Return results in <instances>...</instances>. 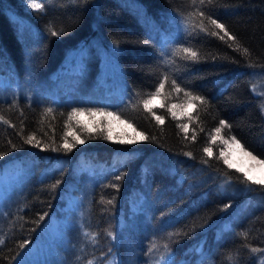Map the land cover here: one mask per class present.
<instances>
[{"label":"trees","instance_id":"trees-1","mask_svg":"<svg viewBox=\"0 0 264 264\" xmlns=\"http://www.w3.org/2000/svg\"><path fill=\"white\" fill-rule=\"evenodd\" d=\"M35 2L42 3V11L27 0H0V116L9 122L0 121V152L5 153L0 169L21 165L18 187L0 210V264L17 262L37 239L41 224L59 215L69 192L81 202L82 213V236L78 230L75 235V225L67 232L66 253L73 252V264L102 258L109 249L120 264H152L169 252L180 264H227V255L237 251L239 264H259L264 252L253 254L245 245L264 249V186L251 184L252 191H240L244 172L229 168L221 152L225 138L234 136L264 160V0L206 3L204 10L229 33L224 39L198 28L189 35L184 17L192 11L190 0ZM50 26L62 28V34L51 35ZM205 26L223 36L207 21ZM83 43L84 54L63 61ZM97 44L113 50L116 85H107L101 71L99 76ZM181 46L197 51L199 59L174 57ZM165 73L169 80L162 95L150 101L152 112L142 104L133 108L155 91ZM171 78L207 104L173 91ZM101 107L121 114L120 120L109 118L113 136L134 135L135 128L149 139L138 135L135 144L118 143L99 138L98 131L91 139L81 126L95 128L93 121H107L87 111L67 122L73 108ZM47 108L53 113L45 115ZM220 120L230 127L216 133ZM65 133L71 142L74 135L86 142L68 153L45 148L53 139L58 147ZM32 134L40 148L24 143ZM226 217L228 226L218 228ZM242 232L249 233L247 239Z\"/></svg>","mask_w":264,"mask_h":264},{"label":"snow or ice","instance_id":"snow-or-ice-1","mask_svg":"<svg viewBox=\"0 0 264 264\" xmlns=\"http://www.w3.org/2000/svg\"><path fill=\"white\" fill-rule=\"evenodd\" d=\"M27 2H28L29 7H31L32 9L41 10V11L43 10L42 3H40V2H35V0H27ZM206 3L208 5H211L213 3V0H190V7L192 8V11H189L187 13V15L184 17V24H185L186 29L188 30L189 35H191L198 28L199 31L208 33L210 35L219 36L220 39H224L225 37H228L229 33L225 29V25L222 23H219L217 19L213 18V14L207 13L204 10ZM197 18H199L198 22H197ZM205 21H207L208 25L214 26L215 29H219L221 32H223V36H220V33L217 31H214V30L209 33L208 27L205 26ZM49 30L51 32V35H53V36H58V35L62 34V31H63L62 28L60 30H56L52 26H50ZM229 38L233 39V40L235 39L234 37H229ZM145 43H147V41ZM237 50H241L239 45H237ZM242 51L245 55L249 54L247 48L242 49ZM173 56L174 57H180L181 59L192 60V61H196L199 59L197 51L193 50L191 47H183V46L177 48L175 50V52L173 53ZM172 62H174V61H172ZM249 66L251 67L252 65L250 64ZM168 80H169V75L167 73H165L163 75L162 79H158V84H157V86H155V91L147 93L146 94L147 98L138 99L137 103L133 105V108H136L139 104H142L144 110H146L148 112H152V109L149 107L150 101L154 97L162 95V92L165 88V81H168ZM170 86H171L172 90L175 91L176 93L183 92L185 97L190 98L189 102L199 101L201 104H207V101L204 97L199 96V95H193L191 92L185 91L180 86V84L177 83L176 78H171ZM137 96L139 97L140 93H137ZM163 106L164 105H161V107H163ZM193 106H195V105H193ZM181 107H183V105H181ZM53 111L54 110L52 108H47V109H45L44 114L45 115L51 114V113H53ZM85 111H87L88 116H91V117L101 116V117L105 118V121H107V123L99 122V121H93V123L96 125L95 128H90L87 126H81V131H87L88 133H90L89 138H91V139L97 138V136L91 135L92 133H95L97 131L100 133L99 138H102L105 140H115L118 143L135 144V143H137V139H136L137 135H139L144 140L149 139V137L145 136L143 133H137L135 128H133L132 131H133V133H136V135H130V134L125 132V133H120L116 136H113L112 135V129L110 127L109 118H111L113 120H120L121 114L116 113V112H112V111H107L103 107H101V108H89L87 110H85L83 108H73L67 114V122H71L76 117L84 115ZM169 111L171 112L173 118H175L176 113L174 111H172L171 108L169 109ZM261 111L264 112V105H261ZM153 115H155V113H153ZM156 119L162 120V117L156 116ZM189 119L191 120V117H189ZM0 121H3L4 123H9L7 120H4V118L2 116H0ZM121 122L125 123L127 121H121ZM76 123L78 125H80V121L77 120ZM219 123H220L221 127H217L214 130L216 133H220L222 127H230L229 125H226V122L224 120H220ZM129 127H131L130 123H129ZM181 127H186V125H182ZM68 134L69 133H65V135L62 137L63 143L60 144L58 147L53 146L55 144V140L53 139L50 144L45 145V148H50L51 151H54V152L64 151L65 153H68V152H71L76 147L77 144H84L86 142L85 139H81L79 135H74L73 136L74 142H71L67 138ZM193 139H195V137H193ZM24 143L29 144V145L34 144V146L38 147V148L41 147V142L36 139L35 134L27 136L24 139ZM225 143L227 144V143H229V141H225ZM231 143L239 146V150L245 156L250 158V160L255 161L256 164L260 165L261 167H264V160L259 159L251 151L246 150L244 148V146L240 144V141L236 139V137H234V136L231 137ZM12 147L15 148L16 146L12 145ZM204 151L207 152L209 155H211V152L208 148H205ZM4 155H5V153L0 152V158H2ZM186 155L191 156L192 154L186 153ZM221 156L224 157V163L229 168H232L233 165L229 162L227 156H224L223 152H221ZM204 163H207V161L205 160ZM238 171H242V170L238 169ZM225 178H226L227 184L232 183L231 177L226 175ZM116 179L120 180L121 176H117ZM239 183L244 186L240 191L247 193V192L252 191V189L250 187L251 184L264 186V179H255L254 177L249 175L248 172H244V179L239 180ZM59 184H60V181L58 180L55 184H53L51 186L52 190L54 191L59 186ZM111 187L118 189L119 185L118 184H112ZM101 202L111 205L113 203V200L110 199L107 201H103V198H101ZM230 206H231L230 204L224 205L225 208H228ZM43 218H44L43 216L40 217L41 220H43ZM84 235L89 236L88 233H84ZM109 235L112 237L113 240H116L115 235H113L112 233H109ZM240 235L243 238L247 239L249 233L248 232H242V233H240ZM89 238L92 240V242L94 244L96 243V237L94 235L90 236ZM3 243H4V240L0 239V245H2ZM26 243H27V241L22 242L19 245V247L21 249H23L25 247ZM155 247H156V245H155V243H153L152 247L149 249V252H151L152 249ZM164 247H165V249H167L168 245L165 244ZM245 247H248L249 251L253 254L264 252V249H259L256 247H249L248 245H245ZM199 251L201 252V254H203V248H200ZM110 253H111V249H109V254H105V256L102 258H97L100 260V264H120V262L118 260H116L115 257L111 256ZM97 259L89 260L88 264H97ZM226 261H227V264H239V251H237L235 254L229 253L226 257ZM17 264H19V262H17ZM161 264H176V261L174 258V253L169 252L166 256L161 257ZM183 264H187V262L185 261V262H183ZM259 264H264V257H261L259 259Z\"/></svg>","mask_w":264,"mask_h":264},{"label":"rangeland","instance_id":"rangeland-1","mask_svg":"<svg viewBox=\"0 0 264 264\" xmlns=\"http://www.w3.org/2000/svg\"><path fill=\"white\" fill-rule=\"evenodd\" d=\"M81 45L83 46L79 45L80 47L76 46L72 50H69L63 57V61L67 60V63L73 62L79 56L84 54L86 43ZM97 47L101 55V66L98 72L99 76L102 72V77L105 79L104 82L107 83V85H116L115 74L118 73V65L116 64V61H114L113 50L111 48L104 50L100 44H97ZM63 61L59 63V67L64 65L62 63ZM225 141H229V143L226 144L224 156H227L232 165L238 169H242L243 172H248V174L255 179H264V167H261L256 164L255 161H252L245 156L239 150V146L231 143L230 136L226 137L224 142ZM19 168H21V165L19 163H14L6 165L0 169V210L2 209V203L8 194L18 187L17 183L21 178L17 172V169ZM80 204L81 202L79 199H77L72 193H66L64 205L60 208L59 215L52 214L41 224L37 239L26 247L24 252L18 257L17 262H19V264H73V252L71 251V254L70 252L66 253V251L69 250L67 232L69 233L71 226L75 225V235L78 237L76 230L80 231L81 236L83 234L81 232L82 228L79 224L82 215L81 210L79 212ZM228 223L229 217L223 218L219 221L218 228H225L228 226ZM79 238L81 237L79 236ZM111 256L119 261L118 254L115 253ZM261 257H264V255ZM17 262L15 264H17ZM178 263L179 262L176 261V264ZM152 264H161V258Z\"/></svg>","mask_w":264,"mask_h":264}]
</instances>
